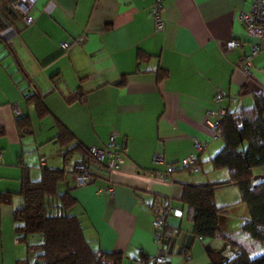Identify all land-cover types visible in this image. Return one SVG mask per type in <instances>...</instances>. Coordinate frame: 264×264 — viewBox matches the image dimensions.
<instances>
[{
  "label": "crops",
  "instance_id": "1",
  "mask_svg": "<svg viewBox=\"0 0 264 264\" xmlns=\"http://www.w3.org/2000/svg\"><path fill=\"white\" fill-rule=\"evenodd\" d=\"M11 1L0 0V264L27 257L12 212L25 176L38 180L41 166L64 168L66 152L57 146H65L56 140L63 128L74 136L68 147L108 149L124 159L114 171L91 165L90 184L68 186L76 200L71 212L92 247L150 260L161 252L169 264H211L209 253H221L224 243L193 234L181 187L229 180L227 169L210 162L223 142L206 122L252 106L264 88V49L251 57L249 73L240 65L253 40L239 14L250 12L253 0H160L162 30L150 14L155 0H32L34 21L26 27ZM229 41L243 46L228 49ZM158 70H166L162 81ZM34 95L44 117L28 102ZM25 117L30 133L18 128ZM189 155L199 160L197 175L180 167ZM168 164L174 170L160 180ZM257 173L264 175V167ZM235 187L218 188L216 206L228 207L221 191ZM157 203L169 205L167 224L176 231L160 247L150 209ZM239 209L242 219L228 211L220 228L230 236L238 231L234 239L252 248L258 242L240 230L249 214L245 205Z\"/></svg>",
  "mask_w": 264,
  "mask_h": 264
},
{
  "label": "trees",
  "instance_id": "2",
  "mask_svg": "<svg viewBox=\"0 0 264 264\" xmlns=\"http://www.w3.org/2000/svg\"><path fill=\"white\" fill-rule=\"evenodd\" d=\"M143 57L140 55V59ZM156 73L158 81L166 76V70ZM28 102L40 118L47 114L40 97L31 96ZM215 123V133L223 146L210 162L214 169H227L229 180L183 184L180 201L187 208L195 236L219 239L229 247L225 256L223 252L209 253L211 264H264V253L251 257L248 247L221 230L220 221L227 216L228 208L215 204L218 188L237 186L240 203L246 206L249 214L242 221L240 230L253 241L264 242V175L257 173V169L264 167V88L254 95L252 106L227 110ZM17 124L20 131H32L27 117L18 119ZM73 139L74 136L64 128L56 137L57 142L65 147ZM67 152L82 155L71 169L65 168L69 165L66 154L64 168L41 166L38 180L27 176L22 179L18 192L21 204L13 210L12 218L16 237L24 245L27 257L17 264H155L154 259L143 254L128 258L121 253H105L91 246L79 218L71 212L76 200L69 191L71 182L68 176L72 179L75 173L88 170L92 177L91 165L99 164L88 149L77 143L68 147ZM150 209L153 212V206ZM164 228L173 230L167 221Z\"/></svg>",
  "mask_w": 264,
  "mask_h": 264
},
{
  "label": "built area",
  "instance_id": "3",
  "mask_svg": "<svg viewBox=\"0 0 264 264\" xmlns=\"http://www.w3.org/2000/svg\"><path fill=\"white\" fill-rule=\"evenodd\" d=\"M33 2L32 0H14L9 3V9L18 13L19 15V24L21 27L30 26L34 17L31 12ZM163 7L160 0H155L154 4L151 8V16L155 23L156 30H162L164 27V22L162 18ZM239 20L244 28V31L248 38L253 40V46L250 49L248 55L243 56L240 65L245 69L247 73L250 71L251 62L250 59L252 56L256 55L259 50L264 49V0H253V4L250 12L239 14ZM237 46H243L240 41H229L226 43L225 47L228 49H232ZM16 114L18 111H15ZM223 113L218 115V118ZM206 125L215 133V122L207 121ZM110 144H114V137H110ZM196 150H201L202 146L199 143H195ZM89 153L93 157L96 163L104 166L109 171L117 170L124 162L123 156L121 152L117 151H108V149H98V148H89ZM154 161L162 162V156L160 154H156L154 157ZM180 167L190 174L198 173L200 170V166L196 160V157L193 155H189L184 157L180 161ZM174 170V166L168 164L166 166L165 174L160 175V180L166 181L167 176L170 175ZM92 181V177L88 170H81L75 173L72 176L70 186L73 187H83L90 184ZM107 193L110 192L106 190ZM171 208L165 203H157L153 205V226L155 228L154 239L158 246L163 243L165 239L173 238L176 233L173 230L165 229L166 221L171 214ZM181 253V252H180ZM185 256V253H181ZM155 264H169L170 257L168 255L162 254L159 252L154 258Z\"/></svg>",
  "mask_w": 264,
  "mask_h": 264
},
{
  "label": "rangeland",
  "instance_id": "4",
  "mask_svg": "<svg viewBox=\"0 0 264 264\" xmlns=\"http://www.w3.org/2000/svg\"><path fill=\"white\" fill-rule=\"evenodd\" d=\"M57 148H60L62 152H66V154L68 155V160H69V164L70 165L73 162H75L77 159H79V157H78L79 155H77V153H68L67 152V149H68L67 147L61 148L60 146L59 147L57 146ZM46 150L47 149H45L44 151H46ZM67 167H69V166H67ZM227 172H228V170H227ZM205 173H206V171H205ZM191 175L192 176L193 175H197V173L196 174L194 173V174H191ZM232 190H233V194H232ZM221 192L227 193L225 201H228V203H229L227 208H228L229 213L231 214L230 217L233 220H235V219L241 220L242 218H241V214L239 212V210H240L239 207L241 205V203H240V193H239V190L237 189V186L235 188H233V189L224 188ZM237 232L238 231H234V233L231 235V237L238 238L239 237L238 236L239 233H237ZM220 241L223 242L222 240H220ZM224 246H225V250H222V252L224 254L221 252L223 256H225L226 252L229 253V247L225 243H224ZM249 251H250L249 253H250L251 257H255V256H258V255H261L262 253H264V252H262V251H264V245H261V243H259V242L255 243V245L252 248H249Z\"/></svg>",
  "mask_w": 264,
  "mask_h": 264
}]
</instances>
